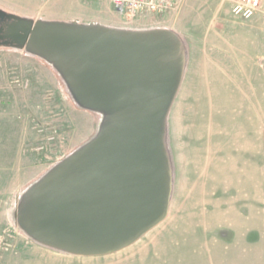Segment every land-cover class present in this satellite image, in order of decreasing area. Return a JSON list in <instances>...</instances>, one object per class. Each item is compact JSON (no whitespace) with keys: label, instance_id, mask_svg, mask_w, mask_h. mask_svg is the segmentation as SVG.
<instances>
[{"label":"rangeland","instance_id":"1","mask_svg":"<svg viewBox=\"0 0 264 264\" xmlns=\"http://www.w3.org/2000/svg\"><path fill=\"white\" fill-rule=\"evenodd\" d=\"M0 13L165 31L182 56L163 127L166 215L130 245L86 256L35 237L23 213L33 188L93 141L106 116L81 107L41 54L0 46V264H264V0L250 21L232 15L231 0H180L166 15L133 20L92 0H0Z\"/></svg>","mask_w":264,"mask_h":264},{"label":"water","instance_id":"2","mask_svg":"<svg viewBox=\"0 0 264 264\" xmlns=\"http://www.w3.org/2000/svg\"><path fill=\"white\" fill-rule=\"evenodd\" d=\"M7 17L14 26L5 46L27 47L50 60L77 103L106 116L93 141L33 188L24 225L38 239L79 255H106L130 245L166 215L163 127L182 74L177 38L165 31Z\"/></svg>","mask_w":264,"mask_h":264},{"label":"built area","instance_id":"3","mask_svg":"<svg viewBox=\"0 0 264 264\" xmlns=\"http://www.w3.org/2000/svg\"><path fill=\"white\" fill-rule=\"evenodd\" d=\"M106 2L121 18L133 20L157 17L173 11L180 0H92ZM262 10V0H231V13L244 21L254 19ZM42 150L37 147L36 151Z\"/></svg>","mask_w":264,"mask_h":264},{"label":"flooded vegetation","instance_id":"4","mask_svg":"<svg viewBox=\"0 0 264 264\" xmlns=\"http://www.w3.org/2000/svg\"><path fill=\"white\" fill-rule=\"evenodd\" d=\"M14 26V20L0 14V46L11 41L9 29Z\"/></svg>","mask_w":264,"mask_h":264},{"label":"crops","instance_id":"5","mask_svg":"<svg viewBox=\"0 0 264 264\" xmlns=\"http://www.w3.org/2000/svg\"><path fill=\"white\" fill-rule=\"evenodd\" d=\"M108 6L110 7V5L108 4ZM111 8V7H110Z\"/></svg>","mask_w":264,"mask_h":264}]
</instances>
